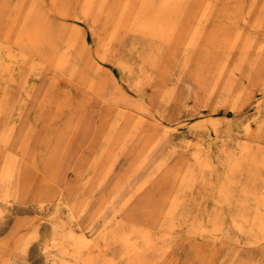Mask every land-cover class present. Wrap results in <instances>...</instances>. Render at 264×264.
I'll return each instance as SVG.
<instances>
[{
    "label": "rangeland",
    "instance_id": "obj_1",
    "mask_svg": "<svg viewBox=\"0 0 264 264\" xmlns=\"http://www.w3.org/2000/svg\"><path fill=\"white\" fill-rule=\"evenodd\" d=\"M0 264H264V0H0Z\"/></svg>",
    "mask_w": 264,
    "mask_h": 264
}]
</instances>
